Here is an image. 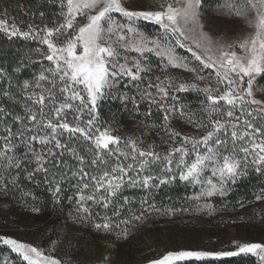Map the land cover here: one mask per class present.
<instances>
[{"label": "snow or ice", "instance_id": "6c2138e0", "mask_svg": "<svg viewBox=\"0 0 264 264\" xmlns=\"http://www.w3.org/2000/svg\"><path fill=\"white\" fill-rule=\"evenodd\" d=\"M47 4L56 9L51 27L29 24L25 31L0 19V32L9 40L19 37L46 46L11 53L15 60L11 73L9 54L0 61L5 65L0 66V85H4L0 87V195H11L25 209L39 213L37 190L43 187L54 207L67 196L78 222L90 223L97 232L120 229L117 235L127 238L144 213L155 209L153 189L177 178L199 186L194 199H203L211 215L214 207L209 198L227 196L252 171L264 177V96L255 94L264 92L257 83L264 79V0H224L218 5V15L251 29L245 35L205 31L204 0H159L155 10L129 7L127 0H47ZM39 15L46 18L43 10ZM141 21L157 26L156 35H147ZM177 48L190 56L179 55ZM131 52L137 55H128ZM145 53L161 60L163 77H152ZM170 68L190 72L192 79L172 75ZM26 69L31 77L22 79ZM207 69L212 71L202 74ZM189 91L204 94L198 110L202 116L186 110L178 95ZM107 100H118L125 109L131 105L133 113L144 117L141 122L147 129L159 128L167 150L157 151L155 142L141 147L142 139L123 140L110 127L101 130L99 109ZM5 101L21 104L24 115L16 114ZM153 109L162 117L159 123L149 122ZM65 110L79 113L73 117L75 123L62 119ZM177 113L195 130L192 134L173 127ZM20 146L23 152L17 151ZM126 189L143 192L139 214L134 208L137 201L125 195ZM256 199L264 200V191ZM0 243L22 264H64L14 238L0 236ZM234 244L237 250L229 252H167L149 264L241 254L264 264V244ZM52 245L54 251L56 241ZM3 264L16 261L5 256Z\"/></svg>", "mask_w": 264, "mask_h": 264}, {"label": "rangeland", "instance_id": "374dc122", "mask_svg": "<svg viewBox=\"0 0 264 264\" xmlns=\"http://www.w3.org/2000/svg\"><path fill=\"white\" fill-rule=\"evenodd\" d=\"M127 2L129 7L140 10H155L159 7V0H127ZM223 2L224 0H204L202 17L206 25L205 31L221 35L233 32L236 35H245L250 32L251 29L243 26L241 22L218 15V5ZM22 4L23 0H0V19H6L9 25L15 23L21 29L27 31L28 25L31 23L18 21L15 14ZM140 24L147 35H156L155 29L157 26L144 21H141ZM32 25L43 27V25L39 24ZM49 26L51 27L52 24ZM0 33L8 38L4 32ZM17 38L19 37H13L12 39ZM34 42L37 44V47L46 49V46L39 45L36 41ZM176 51L181 56H190V53L183 48H177ZM128 55L136 56L137 53L131 52ZM145 57L152 66V77H163L165 73L160 71L161 60L152 53H145ZM43 62L45 64L48 63L46 60ZM189 63L198 64L194 60H190ZM168 71L172 75L181 77L182 79H192V73L190 72L171 68ZM211 71V69H207L202 74L207 75ZM257 83L264 86V79H260ZM78 87L82 89V86ZM188 93H190V97L194 95L196 101L192 103L182 100L187 106L186 110L195 111L197 116H202L203 113L198 110L200 108V101L205 98L204 94L189 91L179 93L178 95ZM255 94L258 98L264 96V92L261 91H256ZM57 99L58 101H62L63 96L57 93ZM107 101L119 102L118 100ZM74 103L79 105V101H75ZM65 111L67 115L66 117H62V119L75 123L73 117L79 113L74 110ZM236 114L239 115V112L237 111ZM82 116L85 121L89 118L86 109ZM223 119H227V117H223ZM98 123L101 126V130H103V127H110L113 134L123 138V140L132 137L137 139L139 143L140 139H142L143 143L141 147L147 148L149 144L155 142L157 151L164 152L167 150V146L161 140L162 133L159 128L147 129L144 123L137 120H121L107 125ZM172 125L178 131L187 134H192L195 131L184 120L180 119L179 113L172 120ZM230 131L231 129L229 130V136ZM66 136L67 134H65V138ZM70 146L72 145L70 144ZM76 146H79V144L77 143ZM36 147L39 148L40 145L37 144ZM121 147H123V143ZM17 151L23 152L24 149ZM66 158L71 163H76L71 160L70 156ZM177 180L179 179L177 178L175 181ZM175 181L171 183H175ZM171 183L166 186H171ZM186 186L189 189V194L184 195L181 200L169 205L162 203L163 206L161 207L163 209L155 203V209H150L144 213V218L146 216L150 217L149 222L145 224L143 221L136 222V226L130 228L127 238L117 235L120 229H116L111 233L97 232L90 223L78 222L74 219L77 214L74 210L75 206L72 203L71 216L67 214L62 215L63 220L61 221L62 226L59 228V242L56 243L54 251L52 250V244L48 250L42 249L39 245V240L43 236L42 234L49 232L50 227L48 226L52 223L51 221H54V217L56 216L54 215V210H58L60 205H56L58 208L54 207L50 197V205L48 207H44L43 202H39L38 206L41 208V211L33 213L30 208L25 209L19 202L17 205L12 206L8 196L0 195V215L7 222V227L1 231V236L14 238L20 242L36 246L43 250L45 255H51L60 259L64 261V264H149L150 261L161 258L167 252H179L182 250L229 252L237 250L234 242L241 244H264V200L256 199V196L262 190L253 193L251 200L244 201L239 198L234 200L233 204L229 198L230 192L223 198L220 196L209 198L207 202L214 207V211L210 215L209 209L203 207L205 201L203 199L199 201L194 199L200 191L199 186H193L188 183H186ZM156 190L153 189V193ZM135 209L139 214V203ZM96 211L103 212V209H96ZM6 247L8 248V246ZM238 257H251L258 262L257 257L241 254L233 257H221L219 259L206 258L203 261H177L176 264L204 263L205 261H220Z\"/></svg>", "mask_w": 264, "mask_h": 264}, {"label": "trees", "instance_id": "16d2710c", "mask_svg": "<svg viewBox=\"0 0 264 264\" xmlns=\"http://www.w3.org/2000/svg\"><path fill=\"white\" fill-rule=\"evenodd\" d=\"M43 10L46 13V18L42 19L39 15V11ZM55 6H52L51 8L47 4V0H23V4L21 7L18 8L16 11V18L18 21L23 23H31V24H39L44 25L45 23H48V25H51V18H52V12L55 11ZM35 13V15H33ZM37 47V44L32 40H23L20 38L17 39H11L9 40L5 35L0 33V61H3L5 59L4 54L8 53L7 56V69L11 73L12 72V65L15 63L14 58L12 57L11 53L16 52L18 49L27 51L29 49H34ZM0 66H5L3 63H0ZM33 67H37L33 65ZM21 78H30L31 72L27 69L24 70L20 74ZM6 85V82H5ZM4 85H0L2 87ZM15 91V89H13ZM182 100H186L187 102H194L196 101V97L193 95L190 97V93L185 95H179ZM23 98L21 97V100ZM5 103H8L9 107L13 108V111L16 114L24 115V109L21 104L11 105L9 102L5 101ZM142 111L146 107L145 105H142ZM100 112V123L107 125L110 123L118 122L121 120H137L142 121L144 120L143 116H138L135 113L131 111V105L128 106L127 109H125L120 102H111V101H105L103 102L102 106L99 109ZM8 120H11V117L7 118ZM162 117L161 115L153 109V114L149 118V122H157L159 123L161 121ZM18 127V125H14V128ZM79 148V146H77ZM24 149L23 146H20L17 150ZM80 151H83L82 148H80ZM20 152V151H19ZM188 187L186 186V183L180 182L179 180L175 181V183H171V186L162 185L159 189H157L153 193L152 200L154 203H156L158 206H160L161 209H163L161 206H163L162 203L170 204L173 202H177L178 200H181V198L184 195L189 194ZM264 191V177L259 176L254 171L251 172L250 176L245 178L242 182H240L237 186H233L230 190L229 198L232 200V204L235 202L234 200L241 198L242 200H251L252 194L256 193L258 191ZM37 195L40 197L39 202H43L44 207H48L50 205V196L47 191L43 190V187L39 190H37ZM125 195L129 196L134 201H137V203L134 204V208L138 207V201L139 198L143 195V192L141 190H125ZM9 201L11 202L12 206L17 205L18 201L13 200L11 195L8 196ZM161 204V205H160ZM60 208L56 211L54 210V215H56L54 218V221H51L52 223L48 226L50 227V230L48 233L42 234L43 236L40 238V247L42 249L48 250L52 244V241L59 242V228L62 226L61 221L63 220V214H67L71 216L70 211H72V202L67 199V196H65L61 203L59 204ZM57 205V206H59ZM55 206L56 208H58ZM96 211V209H94ZM66 212V213H65ZM74 214V213H73ZM138 214V213H137ZM70 218V217H69ZM148 216H146L142 221L145 223L149 222ZM53 219V218H52ZM140 221V222H142ZM7 222L5 218L0 215V236L1 231L6 229ZM5 256H8L11 260L16 261V264H22V262L17 258V256L14 253H11V250L4 246L2 243H0V264H3V258ZM189 264H258L256 260H254L251 257H245V258H228L225 260H211V261H205L204 263H189Z\"/></svg>", "mask_w": 264, "mask_h": 264}]
</instances>
